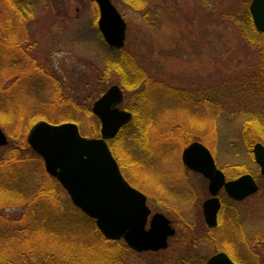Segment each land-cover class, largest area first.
<instances>
[{"label": "rangeland", "instance_id": "1", "mask_svg": "<svg viewBox=\"0 0 264 264\" xmlns=\"http://www.w3.org/2000/svg\"><path fill=\"white\" fill-rule=\"evenodd\" d=\"M111 1L127 24L121 49L103 39L94 0H19V8L27 9L24 15H0V25L15 29L19 43L0 45V75L8 67L0 76V99L14 105L2 110L0 126L10 147L15 145L10 135L26 140L40 120L73 122L83 136L98 138L101 123L93 105L119 85L125 95L121 108L146 110L150 122L144 133L143 124L139 129L132 119L116 136L121 170L148 197L152 212L173 222L177 234L169 249L159 252L138 253L123 240L102 243L95 224L46 172L43 159L19 142L12 152L0 147V261L192 264L195 257L204 262L224 250L237 264H264V175L253 154L257 143L264 145V87L251 84L262 56L226 18L232 4L243 10L252 0H151L147 22L124 0ZM122 50L129 58L121 59ZM119 61L146 73V90L145 85L125 89L122 73L115 70ZM17 62L19 70L10 67ZM69 117L79 120L65 121ZM197 140L233 180L246 173L259 184L258 193L243 202L220 192L224 209L215 229L206 226L202 212L208 182L182 162L183 149Z\"/></svg>", "mask_w": 264, "mask_h": 264}, {"label": "water", "instance_id": "2", "mask_svg": "<svg viewBox=\"0 0 264 264\" xmlns=\"http://www.w3.org/2000/svg\"><path fill=\"white\" fill-rule=\"evenodd\" d=\"M94 1L103 39L114 49L123 48L127 31L124 18L111 0ZM249 11L255 29L264 33V0H252ZM123 101L124 92L119 85L112 86L96 100L92 112L101 123L98 138L83 136L73 122L52 124L40 120L30 128L26 140L43 159L46 172L62 185L78 209L95 220L105 239H124L137 252H158L168 248V239L175 235V229L161 213L153 214L149 220L151 209L147 197L125 179L108 145V140L114 139L132 120V114L120 107ZM8 143L9 138L0 126V147ZM253 154L264 175V145L257 143ZM182 160L209 180L211 197L203 204V215L210 228L218 224L221 201L217 196L222 189L236 201H243L259 190L251 174L227 181L212 153L202 143L193 142L186 147ZM206 264L237 263L227 254L218 253Z\"/></svg>", "mask_w": 264, "mask_h": 264}, {"label": "trees", "instance_id": "3", "mask_svg": "<svg viewBox=\"0 0 264 264\" xmlns=\"http://www.w3.org/2000/svg\"><path fill=\"white\" fill-rule=\"evenodd\" d=\"M9 1V2H8ZM0 0V15H3L6 13H9L10 14H19V15H24L26 12H27V9L26 8H19V0ZM151 0H124L125 4H127L130 8H132L133 10H136L138 12H142L143 13V17L145 18V21L147 22L149 19H150V10H149V2ZM6 2V5H4V8L2 9V6H3V3ZM233 5V9L230 8V10L228 11H231L229 17L227 16L226 18H229V21L232 20L236 25H237V28H238V31L241 33V36L245 39V41L250 44L251 46H253L254 48L258 47V51L259 53H261V56H262V59H260V65L259 67L257 68L256 72H255V75L257 78H256V81H251V84L254 86L255 84V87H257V85H259L260 83L263 84V87H264V40H262V38H264V34H261L259 33L256 29H255V26L253 24V20H252V17H251V14L249 12V8L247 6H245V8L242 10L241 7L236 10L234 9L235 6L234 4ZM231 5V6H232ZM218 8V5L217 4H214L213 6V10L217 11ZM30 11L32 12V9H30ZM96 17L98 18V12H97V15ZM231 17V18H230ZM96 19V18H95ZM11 20L8 19L7 22H6V25L8 22H10ZM227 21V20H226ZM1 22V20H0ZM223 22V20L221 21ZM17 23V22H16ZM4 24L3 25H0V45L1 46H8L10 43L13 44L10 45V46H17V44L19 43H16L17 40L15 41V39H17V32L15 29H10V27L6 26L5 29H4ZM4 30H6L7 32H5L4 34ZM13 35V36H12ZM16 37V38H15ZM241 37V38H242ZM262 40V41H261ZM9 46V48H10ZM121 53V59H127L128 55L127 53H125L124 50L122 51H119ZM127 56V57H126ZM129 58V57H128ZM130 65H128L126 68L123 67L122 63L119 61L118 63L116 62V66H115V70L116 72H121L122 73V76L124 77L123 78V83H124V86L125 89L127 90H130V89H136L142 85H145V88L144 90H146V81L147 80V75L145 72H142L140 73L139 72V66H134L133 64L134 63H129ZM10 67H14L16 70H19V62H17L15 65L14 64H10ZM123 67V68H122ZM7 69V70H6ZM15 70V71H16ZM2 69H0V73H1ZM7 72L8 71V67H3V72ZM1 74V75H2ZM132 74V75H130ZM0 75V76H1ZM40 75V74H39ZM17 78L15 79L18 80L19 79V71L17 73ZM131 77L132 78V81L129 83L127 82L128 78ZM0 80H1V77H0ZM256 82V83H255ZM2 83V82H0ZM122 83V84H123ZM2 84H0V87H1ZM129 88V89H128ZM102 93V92H101ZM101 93L99 95H101ZM5 99V100H4ZM264 104V103H263ZM14 106L13 105V102L12 100H10L9 98L7 97H2V99H0V114L2 113V119H1V116H0V122H3L4 119V115L6 112L4 111H7V110H11V107ZM139 108H141L140 106H138ZM4 110V111H2ZM132 113H133V120H132V125H135L136 127H139L140 129V126L143 124V127H141V132H146L147 131V128L150 127L149 124H148V119L146 121V118L148 117V112H146V110H141L140 114H138L137 111L135 110H131ZM20 113H23L22 111L19 112ZM264 116V114H263ZM259 117L260 119H263L262 117ZM33 117V116H32ZM30 117L29 120H34L35 118H32ZM23 118V117H22ZM79 119L77 118H66L65 121H78ZM251 120V119H249ZM264 122V120H263ZM150 123V122H149ZM127 128H124V130L122 129L120 131V134H122ZM97 133V132H96ZM11 139V144H15L13 145V147H10L8 146V151L9 152H12V151H15L17 149H19V142L22 143L21 147H25V146H29L28 143H26L27 141L25 140V138L23 136H19V137H15L13 135H10ZM15 140V142H14ZM254 141V140H252ZM256 141V140H255ZM254 141V142H255ZM259 141V140H258ZM116 139L112 140V141H109V145H110V148L114 154V156L117 158L118 162H119V165L121 167V169L125 170L124 168V162L122 161L121 157H120V153H119V150L117 149L116 147ZM10 144V143H9ZM250 145V144H249ZM12 146V145H11ZM30 147V146H29ZM250 148H251V145H250ZM8 159V158H7ZM7 159H5L7 161ZM5 162V161H4ZM8 185V184H7ZM7 185H5V188L7 189ZM3 188L4 186L0 185V196L2 197V192H3ZM0 197V199H2ZM24 198V197H22ZM26 198V197H25ZM80 211V210H79ZM38 214L37 211L33 212L34 215ZM80 213L88 220V221H91L95 224V221L87 216H85V214L83 212L80 211ZM68 222H70V220L67 219ZM19 222V221H18ZM17 223V222H15ZM95 230L97 231V233L100 234V236L103 238V241L101 240L102 243H107L108 240H106L102 235L101 233L99 232V230L97 229L96 225H95ZM12 230V229H11ZM14 232L16 231V229L14 228L13 229ZM57 230V229H56ZM55 230V232H56ZM17 232V231H16ZM61 232V231H59ZM58 232V233H59ZM57 233V232H56ZM63 233V232H62ZM74 234V233H73ZM110 242V241H109ZM111 242H114V241H111ZM108 249V247H107ZM106 249V250H107ZM118 249H123L122 247L121 248H118ZM107 252L109 255H110V251L107 250L105 251ZM96 255H94L95 257ZM93 257V258H94ZM111 257V255H110ZM195 259H197L195 257ZM194 258L192 259V264H204V262L200 259L197 263V261L195 260ZM104 261V259H102ZM106 260V259H105ZM2 264H4V261H5V264H10V263H13L11 260H1ZM110 261V260H108ZM108 261H106L105 264H108ZM105 262V261H104Z\"/></svg>", "mask_w": 264, "mask_h": 264}, {"label": "flooded vegetation", "instance_id": "4", "mask_svg": "<svg viewBox=\"0 0 264 264\" xmlns=\"http://www.w3.org/2000/svg\"><path fill=\"white\" fill-rule=\"evenodd\" d=\"M131 114H132V119H133V113L131 112ZM195 142H199V143H202L201 141H199V140H197V141H195ZM203 145H205L204 143H202ZM206 146V145H205ZM207 147V146H206ZM209 149V148H208ZM183 151H184V149H183ZM183 151H182V154H183ZM211 152V151H210ZM212 153V152H211ZM213 155V154H212ZM214 157V156H213ZM116 158V157H115ZM117 159V158H116ZM214 160H215V158H214ZM118 161V160H117ZM182 162H183V160H182ZM119 163V162H118ZM215 163H216V160H215ZM217 165V164H216ZM184 166H185V164H184ZM185 167H187L189 170H191L192 171V169H190L188 166H185ZM121 168V167H120ZM217 168L218 169H220L218 166H217ZM221 170V169H220ZM194 171V170H193ZM224 174H225V177H226V180L227 181H230V180H233L232 178H231V175H229V174H226V172L224 171V170H221ZM243 174H246V173H243ZM243 174H241L240 176H242ZM202 175V174H201ZM206 180H207V182H208V195H209V198L211 197V194H210V191H209V180L204 176V175H202ZM239 176V177H240ZM257 181V180H256ZM134 188H136L137 186L136 185H134L131 181H128ZM137 190H139V188L137 187L136 188ZM140 191V190H139ZM224 192H225V190H223ZM141 192V191H140ZM221 192V191H220ZM220 192H219V194H220ZM143 193V192H142ZM226 193V192H225ZM144 194V193H143ZM219 194H218V198L220 199V201H221V209H220V211H219V213H218V224H217V226L216 227H213V228H210L207 224H206V221H205V218H204V221H205V224H206V226L209 228V229H215V228H217L218 226H219V222H220V216H221V213L223 212V209H224V201L223 200H221V198L219 197ZM207 195V196H208ZM226 195H227V193H226ZM146 196V195H145ZM228 196V195H227ZM147 197V196H146ZM229 197V196H228ZM209 198H207V199H209ZM230 198V197H229ZM207 199H205L204 201H203V203H202V212H203V204H204V202L207 200ZM231 200H233V201H235V202H238V201H236V200H234V199H232V198H230ZM247 200V199H246ZM243 201H245V200H243ZM242 201V202H243ZM147 204H148V197H147ZM149 206V205H148ZM150 208V207H149ZM151 214H154L153 212H152V210H151ZM161 214H163V213H161ZM164 215V214H163ZM165 216V215H164ZM204 216V215H203ZM151 217H152V215H151ZM150 217V218H151ZM165 217H167V216H165ZM150 218H149V220H150ZM170 220V219H169ZM170 222H171V226L176 230V233H175V235L172 237V238H174L175 236H176V234H177V229L175 228V226H174V224H173V222L170 220ZM172 238H170L169 239V243H168V248L166 249V250H168L169 249V247H170V241H171V239ZM133 250V249H132ZM166 250H163V251H166ZM134 251V250H133ZM138 253H141V252H138ZM143 253V252H142ZM218 253H225V254H227L230 258H231V256L226 252V251H224V250H217L212 256H210L208 259H206L205 261H204V264H206L207 263V261L210 259V258H212L214 255H216V254H218ZM1 262L2 261H0V264H1Z\"/></svg>", "mask_w": 264, "mask_h": 264}, {"label": "bare ground", "instance_id": "5", "mask_svg": "<svg viewBox=\"0 0 264 264\" xmlns=\"http://www.w3.org/2000/svg\"><path fill=\"white\" fill-rule=\"evenodd\" d=\"M65 123H67V122H65Z\"/></svg>", "mask_w": 264, "mask_h": 264}]
</instances>
